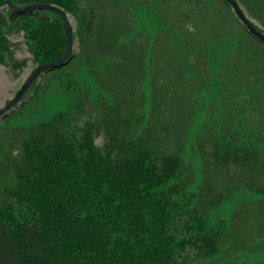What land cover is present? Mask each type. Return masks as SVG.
<instances>
[{
    "label": "trees",
    "instance_id": "obj_1",
    "mask_svg": "<svg viewBox=\"0 0 264 264\" xmlns=\"http://www.w3.org/2000/svg\"><path fill=\"white\" fill-rule=\"evenodd\" d=\"M82 1L12 0L18 7L52 4L75 18L79 53L44 72L81 57L97 89L94 95L85 89L82 100L49 119L5 127L0 135V176L9 174L11 182L0 201V264H227L222 254L262 242L264 135H246L255 139L258 150H252L229 126L217 134L206 124L191 140L192 154L187 152L185 161L191 107L174 100V123L159 124L154 108L160 114L165 107L160 89L152 88L146 113L141 55L115 44L105 31L107 7L100 0H84L86 7ZM222 1L243 32L264 45ZM240 2L263 32L264 0ZM220 16L221 31L230 19ZM19 32L33 64L56 61L65 51L66 30L59 15L14 12L0 0V66H24L26 60L15 59L9 39ZM32 88L36 93L38 83ZM259 171L260 184L255 179ZM237 190L261 196L252 204L239 202L229 224L209 225V213Z\"/></svg>",
    "mask_w": 264,
    "mask_h": 264
},
{
    "label": "rangeland",
    "instance_id": "obj_2",
    "mask_svg": "<svg viewBox=\"0 0 264 264\" xmlns=\"http://www.w3.org/2000/svg\"><path fill=\"white\" fill-rule=\"evenodd\" d=\"M236 1L242 7L240 0ZM88 2L93 3V0ZM99 3L107 7L104 29L114 36L115 44L137 50L136 53L141 55L143 72L140 89L145 98V112L150 110L152 88L160 89L165 107L160 114L158 108H154L159 124H171L173 112L170 109L174 100L191 107L194 116L189 125L185 161L192 154L189 151L191 140L201 130L211 126L217 134L222 133L223 127L229 126V132L239 133L241 141L251 145L252 150L257 149L255 139L246 135H264V58L260 57L264 54V45L243 32L222 0H100ZM80 4L87 6L84 0ZM243 10L261 27L246 13L245 8ZM220 15L230 19L225 30L221 31ZM68 18L74 34L72 53L76 55L80 51L75 34L77 22L70 13ZM113 23L117 28H113ZM9 39L15 59L26 61L20 69L0 66V108L13 98L37 66L31 61L32 55L21 32L10 34ZM115 59L123 58L115 56ZM36 83L39 88L35 93L32 85ZM94 83L93 75L81 62V57L72 59L63 69L41 73L20 100L0 116V135L5 127H29L49 119L58 109L67 108L75 100H82L81 94L87 88L94 95L97 89ZM63 85H68L69 90L65 91ZM184 116L185 113H182L181 117ZM95 143L100 146L102 138L96 137ZM16 148H12V155L16 153ZM193 162L198 163L196 159ZM198 171L197 166V178ZM255 179L260 184L263 181L262 172L259 171ZM10 184L9 174L0 176V201L5 198L4 188ZM260 196L249 190L235 191L209 213L208 224L222 220L229 224V218L239 202L252 204ZM222 255L228 260L227 264H264V237L262 242L248 249Z\"/></svg>",
    "mask_w": 264,
    "mask_h": 264
},
{
    "label": "water",
    "instance_id": "obj_3",
    "mask_svg": "<svg viewBox=\"0 0 264 264\" xmlns=\"http://www.w3.org/2000/svg\"><path fill=\"white\" fill-rule=\"evenodd\" d=\"M5 2H6V5L14 12H23V11H29V10H49L59 15L62 18V21L65 26V30H66V46H65L64 53L58 60L37 65L32 70V72L30 73L26 81L21 85V87L15 93L13 98H11L2 108H0V115L8 111L19 101V99L28 89L32 81L39 74L43 73V71L46 69L59 66L63 62H65V60L70 56L72 52V45H73V28L69 21L68 13H66L63 9L55 5L45 4V3H32V4L18 7L12 2V0H5ZM226 2H228V4L232 7L234 13L238 17V19L241 21V23H243V25L247 28V30L257 39L264 41V32L256 28L253 22L244 13V11L242 10L238 2L236 0H226Z\"/></svg>",
    "mask_w": 264,
    "mask_h": 264
}]
</instances>
